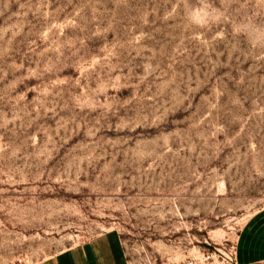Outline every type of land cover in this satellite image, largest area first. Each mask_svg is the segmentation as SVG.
Listing matches in <instances>:
<instances>
[{"label":"rangeland","instance_id":"374dc122","mask_svg":"<svg viewBox=\"0 0 264 264\" xmlns=\"http://www.w3.org/2000/svg\"><path fill=\"white\" fill-rule=\"evenodd\" d=\"M263 207L264 0H0V264H173Z\"/></svg>","mask_w":264,"mask_h":264},{"label":"crops","instance_id":"0c3cea01","mask_svg":"<svg viewBox=\"0 0 264 264\" xmlns=\"http://www.w3.org/2000/svg\"><path fill=\"white\" fill-rule=\"evenodd\" d=\"M234 245L237 264L264 263V207L247 217ZM124 261L120 234L105 230L32 264H124Z\"/></svg>","mask_w":264,"mask_h":264},{"label":"built area","instance_id":"2783aa9c","mask_svg":"<svg viewBox=\"0 0 264 264\" xmlns=\"http://www.w3.org/2000/svg\"><path fill=\"white\" fill-rule=\"evenodd\" d=\"M173 264H237L235 260V245H224L210 249L204 247L193 255H189Z\"/></svg>","mask_w":264,"mask_h":264}]
</instances>
